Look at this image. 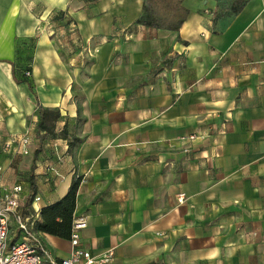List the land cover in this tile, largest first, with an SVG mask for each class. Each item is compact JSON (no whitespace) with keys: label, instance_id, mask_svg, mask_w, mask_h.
I'll use <instances>...</instances> for the list:
<instances>
[{"label":"crops","instance_id":"1","mask_svg":"<svg viewBox=\"0 0 264 264\" xmlns=\"http://www.w3.org/2000/svg\"><path fill=\"white\" fill-rule=\"evenodd\" d=\"M144 3L0 0L3 183L27 199L35 174L39 221L80 178V246L111 264H264V0H183L178 30L139 23Z\"/></svg>","mask_w":264,"mask_h":264},{"label":"built area","instance_id":"2","mask_svg":"<svg viewBox=\"0 0 264 264\" xmlns=\"http://www.w3.org/2000/svg\"><path fill=\"white\" fill-rule=\"evenodd\" d=\"M30 75V72H27ZM196 135L186 136L191 143ZM184 146L190 151V144ZM18 143L23 154L29 153L30 137L28 134L12 139L9 144ZM4 145L0 141V154ZM3 166L0 162V264H111L115 251L113 249L96 255L80 246L81 231L87 226L86 217H76L72 223V250L68 257L57 258L46 246L42 233L36 227V220L23 214L26 198L24 186L16 184L6 186L3 183ZM40 197L36 196L35 200ZM39 210H36L38 213Z\"/></svg>","mask_w":264,"mask_h":264},{"label":"trees","instance_id":"3","mask_svg":"<svg viewBox=\"0 0 264 264\" xmlns=\"http://www.w3.org/2000/svg\"><path fill=\"white\" fill-rule=\"evenodd\" d=\"M182 3L183 0H145L143 13L138 22L150 27L178 30L189 14V10ZM239 9L240 7H235V12L239 11ZM14 66L16 81L19 83H30L32 74L31 62L20 67V69H17L16 64ZM27 72H30V75ZM40 111L41 121L38 126V133L45 131L55 136L54 128L56 121L60 118L59 110L43 108L40 105ZM39 138L40 141H43L45 136L39 134ZM79 184L80 178L73 182L68 192L60 200L41 209V220L36 221L38 230L61 238L71 237ZM30 187L31 192L26 199L25 210L31 207V202L35 198L37 190L34 173L30 176ZM23 214L26 215V211H23Z\"/></svg>","mask_w":264,"mask_h":264}]
</instances>
